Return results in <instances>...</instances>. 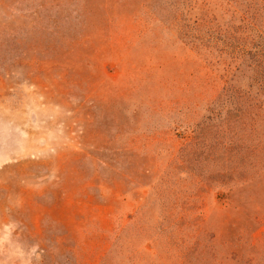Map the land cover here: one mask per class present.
<instances>
[{"label":"rangeland","instance_id":"1","mask_svg":"<svg viewBox=\"0 0 264 264\" xmlns=\"http://www.w3.org/2000/svg\"><path fill=\"white\" fill-rule=\"evenodd\" d=\"M0 264H264V0H0Z\"/></svg>","mask_w":264,"mask_h":264}]
</instances>
